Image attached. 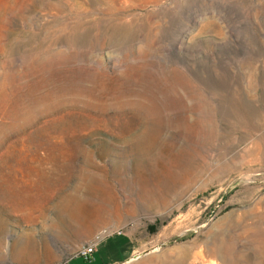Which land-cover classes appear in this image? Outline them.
Segmentation results:
<instances>
[{"label":"rangeland","instance_id":"1","mask_svg":"<svg viewBox=\"0 0 264 264\" xmlns=\"http://www.w3.org/2000/svg\"><path fill=\"white\" fill-rule=\"evenodd\" d=\"M0 264H264V0H0Z\"/></svg>","mask_w":264,"mask_h":264},{"label":"crops","instance_id":"2","mask_svg":"<svg viewBox=\"0 0 264 264\" xmlns=\"http://www.w3.org/2000/svg\"><path fill=\"white\" fill-rule=\"evenodd\" d=\"M103 238L99 241L97 246V252L103 253V261L104 262H110V261H117L121 260L123 258H120L124 256L126 257V254H129L130 252V246H126V241L117 242V239H107ZM112 240V241H109ZM105 255L107 258H105Z\"/></svg>","mask_w":264,"mask_h":264},{"label":"built area","instance_id":"3","mask_svg":"<svg viewBox=\"0 0 264 264\" xmlns=\"http://www.w3.org/2000/svg\"><path fill=\"white\" fill-rule=\"evenodd\" d=\"M115 233H121V230L119 231H116ZM113 233V234H115ZM111 235V234H108V236ZM101 239H96V240H93L91 242H87V243H84L83 245H81L79 247V251H78V255L77 256H82L84 257L85 259H92L95 255V253L97 252V246H98V243Z\"/></svg>","mask_w":264,"mask_h":264},{"label":"water","instance_id":"4","mask_svg":"<svg viewBox=\"0 0 264 264\" xmlns=\"http://www.w3.org/2000/svg\"><path fill=\"white\" fill-rule=\"evenodd\" d=\"M178 238V236L171 238L168 242L174 241Z\"/></svg>","mask_w":264,"mask_h":264}]
</instances>
